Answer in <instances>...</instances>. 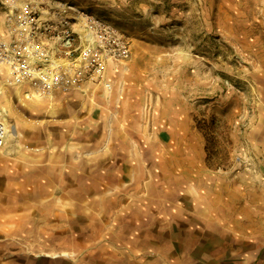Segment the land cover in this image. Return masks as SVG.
Returning a JSON list of instances; mask_svg holds the SVG:
<instances>
[{
  "label": "crops",
  "instance_id": "crops-1",
  "mask_svg": "<svg viewBox=\"0 0 264 264\" xmlns=\"http://www.w3.org/2000/svg\"><path fill=\"white\" fill-rule=\"evenodd\" d=\"M119 64L109 91L92 82L57 91L42 100L45 124L15 120L16 150L0 154V264L52 251L54 236L78 253L68 264H264V148L251 149L260 160L249 182L241 165L236 177L215 170L187 116L165 135L163 122L150 128L135 114L144 90L118 83Z\"/></svg>",
  "mask_w": 264,
  "mask_h": 264
},
{
  "label": "rangeland",
  "instance_id": "rangeland-1",
  "mask_svg": "<svg viewBox=\"0 0 264 264\" xmlns=\"http://www.w3.org/2000/svg\"><path fill=\"white\" fill-rule=\"evenodd\" d=\"M27 5L43 17L80 8L109 19L131 41L132 55L118 61L117 80L143 87L142 109L135 114L150 128H157L154 120L163 122L165 135L177 128L179 114L187 116V124L196 125L203 137L208 165L235 177L241 165L240 174L252 180L247 167L260 155L254 157L251 149L255 143L264 148V0H0V39L10 36L16 14ZM4 78L3 73L0 103L15 127L11 135H17L16 121L45 124L52 115L44 102L57 92L30 97L24 86H9ZM254 131L255 140L248 136ZM42 234L37 233V248L46 242ZM63 242L54 236L52 251H23L19 264L77 260L78 253L64 251ZM10 255L2 256L7 263Z\"/></svg>",
  "mask_w": 264,
  "mask_h": 264
},
{
  "label": "built area",
  "instance_id": "built-area-1",
  "mask_svg": "<svg viewBox=\"0 0 264 264\" xmlns=\"http://www.w3.org/2000/svg\"><path fill=\"white\" fill-rule=\"evenodd\" d=\"M131 55L130 39L104 16L76 8L43 17L27 5L16 14L10 36L0 39V76L9 86L30 85L40 96L90 82L111 89V63ZM4 112L0 103V154L15 131Z\"/></svg>",
  "mask_w": 264,
  "mask_h": 264
},
{
  "label": "bare ground",
  "instance_id": "bare-ground-1",
  "mask_svg": "<svg viewBox=\"0 0 264 264\" xmlns=\"http://www.w3.org/2000/svg\"><path fill=\"white\" fill-rule=\"evenodd\" d=\"M36 95H37V93H35ZM2 102V101H1ZM9 137H10V135H9ZM4 148H6V153L7 154H10V155H13L14 154V152H15V150H16V146H15V143L13 142V140L11 139L10 141H9V139L7 140V143H6V145H5V147Z\"/></svg>",
  "mask_w": 264,
  "mask_h": 264
}]
</instances>
